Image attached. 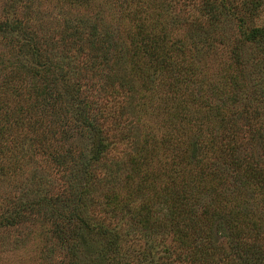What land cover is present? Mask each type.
Here are the masks:
<instances>
[{
  "label": "rangeland",
  "instance_id": "obj_1",
  "mask_svg": "<svg viewBox=\"0 0 264 264\" xmlns=\"http://www.w3.org/2000/svg\"><path fill=\"white\" fill-rule=\"evenodd\" d=\"M81 19L115 48L75 35L92 31ZM4 21L20 29L0 33V220L31 200L60 219L33 207L0 221V264H73L75 204L118 236L121 264L264 251V186L243 174L264 173V0H0ZM73 90L106 144L98 162ZM102 249L95 237L87 253Z\"/></svg>",
  "mask_w": 264,
  "mask_h": 264
},
{
  "label": "trees",
  "instance_id": "obj_2",
  "mask_svg": "<svg viewBox=\"0 0 264 264\" xmlns=\"http://www.w3.org/2000/svg\"><path fill=\"white\" fill-rule=\"evenodd\" d=\"M85 20V19H84ZM83 19L79 20L80 24L84 25H89L91 24L90 21ZM89 23V24H88ZM78 27V30H75V35L78 36H85L88 35L92 40H95V42L99 45H101V49L103 52V55L106 54V50L108 49H114L116 46V42L114 41L113 37L109 36L107 33H100L98 31H95V28L91 25L89 27L91 28L92 31H80L81 27L76 25ZM20 27L17 23H9L7 21L2 22L0 24V33H9V34H15L18 33ZM82 30V29H81ZM257 37L261 35L258 31H253L252 35ZM263 42H264V36H263ZM33 54H36L38 50H31ZM105 56V55H104ZM108 57H103L104 61L106 62ZM62 72V71H60ZM64 73V72H63ZM66 75V74H65ZM64 75L62 74L60 78H63ZM58 79V81H62L61 79ZM57 81V82H58ZM74 90L70 93L68 96V102L74 106V110L76 112V115H78V118L83 121L85 125L90 127L92 131H94L95 134V140H96V145L94 146V153L93 156H91V161H99L100 160V154L105 152L106 150V144L104 143V139L101 136V133L98 129H95L92 126V117L89 111H86V106L83 104V102H79L77 100L76 95H72ZM233 148H228L227 147V152H232ZM230 154V156H231ZM230 163V164H229ZM229 165L233 166L235 170H244L247 171V168H242V163L243 161L240 160L239 158H232L229 161ZM249 168V167H248ZM88 166L84 167L83 170L79 173V175H76V185L81 186L83 189L89 188L92 184V177L89 176L87 171ZM246 178L249 181H252L260 186H264V173H243ZM245 178V177H244ZM86 192V190H85ZM88 192V191H87ZM33 207H42L47 211V214L53 218H59V216L56 215V212H54L52 208V204L49 200H44L42 203L40 201H34L31 200V202H21L18 208L14 209L9 215L5 216L2 218L0 221H2V226L6 227H11L14 225H17L21 219L23 218V212L25 210L33 208ZM59 208L58 210L61 211L63 209V206L61 204L58 205ZM72 210L68 213V222H74L76 223L77 227L76 230L74 229L73 231L75 232L74 235L71 237V252H73V264H121L118 263L116 256L119 255V243H118V236L114 234L112 231H110L107 227L101 225V224H96L92 225L88 221V218L86 216V212L83 211L84 206H81L80 204H75L74 207H71ZM70 210V209H69ZM59 212V213H60ZM65 216L61 217V219H64ZM58 226L56 225V229ZM246 235L250 236L251 234V228H247L246 230ZM56 233H59L58 238H61V231L59 228L55 231ZM237 230H235V233L237 234ZM95 237L99 238L102 243L104 250L102 249V253L98 256L90 257L87 253V246L88 243L91 239H94ZM66 236H62V243L66 241ZM239 243V242H237ZM212 251L209 248L206 247H199L195 254L191 256L192 263H196L199 261V254L204 262L207 260H212L214 258V252H217V250L212 247ZM241 250V249H240ZM104 251V252H103ZM244 253L239 256L240 262L237 264H264V251L256 250L253 247L250 248H242ZM78 253L80 254L78 256ZM82 258V260H81ZM126 264V263H123Z\"/></svg>",
  "mask_w": 264,
  "mask_h": 264
}]
</instances>
